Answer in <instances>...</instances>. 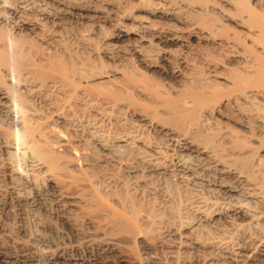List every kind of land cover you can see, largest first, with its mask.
Returning <instances> with one entry per match:
<instances>
[{"label":"bare ground","instance_id":"6f19581e","mask_svg":"<svg viewBox=\"0 0 264 264\" xmlns=\"http://www.w3.org/2000/svg\"><path fill=\"white\" fill-rule=\"evenodd\" d=\"M134 246L264 264V0H0V264Z\"/></svg>","mask_w":264,"mask_h":264},{"label":"rangeland","instance_id":"374dc122","mask_svg":"<svg viewBox=\"0 0 264 264\" xmlns=\"http://www.w3.org/2000/svg\"><path fill=\"white\" fill-rule=\"evenodd\" d=\"M124 255L126 256L128 263L130 264H146V256L144 255V252L141 250L140 247H132L131 250L125 251ZM135 261V262H134Z\"/></svg>","mask_w":264,"mask_h":264}]
</instances>
